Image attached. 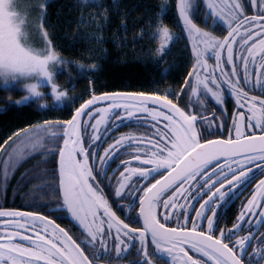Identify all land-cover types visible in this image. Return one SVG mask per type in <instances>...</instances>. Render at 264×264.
Returning a JSON list of instances; mask_svg holds the SVG:
<instances>
[{"label": "snow or ice", "instance_id": "snow-or-ice-1", "mask_svg": "<svg viewBox=\"0 0 264 264\" xmlns=\"http://www.w3.org/2000/svg\"><path fill=\"white\" fill-rule=\"evenodd\" d=\"M247 3L248 7L258 9L251 17L245 14L243 0H209L205 25L215 14L216 20L228 29L227 37L218 40L201 32L193 23L191 0H180L179 15L196 40L194 50L199 49L202 41L204 51L214 55L215 67L209 68L203 52L197 50L192 71L181 82L179 93H173L177 103L167 95L148 96L143 92L93 94L76 109L70 120L44 122L41 130H52L54 141L63 139V147L58 149L60 191L57 192V196L62 193V204L56 211L70 213L69 222L81 227L83 239L78 238L77 242L47 215L0 211V218H11L0 226L3 229L0 230V264H96L100 259L126 258L136 243L140 247L135 248V254L141 259L130 264H153V255H167L172 264H243L248 257L247 249L256 239L259 228L264 226V179H260L242 205L232 229H221L219 220L228 198L234 195L238 198L236 190L253 182L249 177L255 179L254 169L264 175V98L249 96L253 90L264 96V0H247ZM17 7L16 0H0V82L34 80L35 83L25 85L30 95H26L24 101L42 97L39 91L42 86H50L59 101L66 93L58 89L50 69L64 61L47 39V32L42 31L43 47L36 48L28 42L25 19ZM43 7L46 4L41 8L42 18L46 17ZM161 11L162 16L166 15ZM213 28H216L215 21ZM162 37L172 43L176 39L170 37L167 28L162 29ZM234 45L238 49L236 53ZM222 52L226 57H222ZM60 73L62 69L57 74ZM222 89L236 97L237 111L232 114L229 138L212 139L210 137L217 134L211 131L218 120L216 114L209 117L203 109L189 111L190 107L195 108L191 101L183 108L178 104L190 94L196 97L210 93L219 107L226 102ZM101 101L111 103L108 107L93 109ZM121 101L123 116L117 111L122 106ZM149 104L155 107L150 108ZM219 110L221 115L226 114L222 107ZM137 112L150 117L138 125L144 128L150 125V134L114 138L115 142L101 155L100 148L113 132L141 120ZM83 117L87 120H82ZM219 127L227 128V123L220 121ZM244 128L250 131L246 134ZM55 129H63L62 137ZM256 129L261 134L257 135ZM21 132L28 135L27 129L18 131L13 145L21 139ZM232 132L235 138L231 137ZM9 140L12 137L0 145V152L8 157L0 162L3 168L0 175L5 180L7 171L13 168ZM130 147H135L133 153L127 152ZM39 154L54 155L55 152ZM125 154L132 156V160L122 161L118 166L117 170L123 168V171L113 190L110 181L104 185L107 169L118 156ZM204 196L207 199H203ZM129 198L130 210L138 205L140 211L135 218L130 214L125 217L126 223L113 211V206L124 216L125 209L119 200ZM193 200H203L198 210L189 203ZM186 208H191L195 219L185 212ZM158 210L163 212L165 222L175 220L179 226L166 227ZM141 217L142 227L139 226ZM16 218H29L30 224L26 226ZM130 224L137 226L130 227ZM245 225L249 234L233 242V237ZM149 234L153 252L148 251ZM113 251L115 257H112ZM189 251L196 254L195 258ZM261 259H264V234L259 237L257 249L248 257V264H259Z\"/></svg>", "mask_w": 264, "mask_h": 264}, {"label": "trees", "instance_id": "trees-1", "mask_svg": "<svg viewBox=\"0 0 264 264\" xmlns=\"http://www.w3.org/2000/svg\"><path fill=\"white\" fill-rule=\"evenodd\" d=\"M162 3L163 0H102L93 5L82 0H50L46 6L45 27L55 51L64 61L62 73H56V84L66 95L58 102L49 100L44 105L42 98L17 104L26 92L19 85L0 84V145L14 136L15 131L28 129L35 122L68 119L93 94L152 91L166 87L167 83H180L190 68L180 42L172 44L175 47L171 54L169 47L157 55L160 41L154 37L156 28L160 24L169 27L180 24L174 6L162 16ZM9 145L12 151V140ZM54 152L51 162L56 160V147ZM7 159L0 154V162ZM54 162L50 164L51 173H38L36 178L38 169L44 167L38 162L32 165L33 172L27 177H24V164L10 180L0 175V209L38 211L35 202L42 208L50 207L52 203L43 202L54 201L56 195L44 191L42 184L43 174L54 178Z\"/></svg>", "mask_w": 264, "mask_h": 264}, {"label": "flooded vegetation", "instance_id": "flooded-vegetation-1", "mask_svg": "<svg viewBox=\"0 0 264 264\" xmlns=\"http://www.w3.org/2000/svg\"><path fill=\"white\" fill-rule=\"evenodd\" d=\"M243 2L245 4V14L247 16L251 17L252 15H255L257 13L258 9L256 7H248L247 0H243ZM206 16H207V10H206L203 2H202V4H200V7L196 10V13L192 16L193 22L195 23L196 27L201 32L208 30L210 32L218 33L220 35H224V34L228 35L227 26L222 25L218 20H215V22H216L215 30L213 28V25H214L213 18L208 19L207 25H205L204 21L206 19ZM179 26L181 27V29L183 30V32L185 34V39H182L180 41V44H181L182 49L188 55V58H189L188 63H190L189 66L191 67V64H193V52H196L197 50H199V51L203 52V58L206 60L209 68L215 67L214 55L209 54L207 51H204V46H202L200 43H199V49L194 50V45L196 44V40H195L192 33H191L192 34V44H191L192 48H191L189 41H188L189 34L187 31V28L184 26V23L183 24L180 23ZM201 43L203 44L202 41H201ZM174 47L175 46H173V45L170 46V50H168L169 54H171ZM237 51H238L237 46L234 45V53H236ZM188 73H189V71H188ZM188 73L184 76V78H182L181 82L187 78ZM181 82L178 84L167 83L166 87L156 88L155 90H152V91L119 90V91H113V92H117V93H140V92H143L148 96L167 95L169 99L173 100V103H177L176 99L173 96V93H179V90L182 86ZM244 90L247 91V88H245ZM221 91H222V94L226 98V102L219 107L214 103L215 98L211 97L210 93H205L202 95H198L196 97H193L190 94L189 96L183 97V103L178 104V106L183 108L185 104H188L189 101H191L192 103L195 104V108L190 107L188 109L189 111H197V110L203 109L206 111V114L209 117L212 115V113L216 114L218 120H217V122H215L213 124L211 131H213L217 134L210 137L212 139H228L229 138L230 133L228 131V128L232 127V114L237 111V106L235 103L236 97L234 95H229L228 92L223 90V89ZM252 95H256L258 99L264 98V96H261V94L256 90L249 92V96H252ZM110 103H111V101H101L97 105H94L93 109L108 107L110 105ZM120 103L122 106H121V108L117 109V111H119L121 113V115L123 116L124 115L123 102L121 101ZM148 106L150 108L155 107L152 104H149ZM220 107H222L225 110V113H226L225 115L220 114V110H219ZM133 110L135 111L134 106H133ZM75 112H76V110L65 121L70 120L72 118V116L75 114ZM137 116L141 117V120L137 121V124H135V125L129 124V126L120 127L107 138V140L103 143L102 147L100 148V154L101 155H103L104 151L106 149H108L115 142L114 138L125 137L128 135L141 137V136H145L146 134H150V132H151V126L150 125L147 128L138 126L139 123L144 122L146 120H150V117H148L147 114H145V113H139V112H137ZM82 120H87V117H83ZM220 121L226 122L227 128H220L219 127ZM92 122L94 123V121H92ZM244 131L247 134L250 130L247 128H244ZM62 132H60L61 137H62ZM255 133L257 135L261 134L259 129H256ZM231 137L235 138L234 132L231 133ZM62 147H63V139L60 138V142H59V145H58L57 150H56V160L54 162L55 163V166H54L55 172H54V180L52 183L53 184V190L56 192L55 193L56 199L54 200V202L52 203V205L50 207L45 206V208L37 209L38 211L24 209V210H27L24 212H33V213H36V214L42 215V216L47 215L49 219H54L56 223L60 224V226L62 228H64L66 231L69 232V235H71L74 240H77V242H79V239H83V236L81 234V227H74V223L69 222L70 213L65 214L64 210L56 211V209H59L61 204H62V193H60V195L57 196V192L60 191V189H59V155H58V149L62 148ZM134 151H135V147H130L127 149L128 153H133ZM128 160H132V156L125 154V155L118 156V158H116L115 161L113 163H111L110 167L107 169V179L104 181V185H107L110 181L113 190L117 187V180L120 177V172L123 171V168H119V170H117L118 166L121 165L122 161H128ZM90 163H91V161H90ZM223 163H224V159H221V164H223ZM135 165H136V162L133 161V166H135ZM99 166H100L99 162H97V167H99ZM254 171L256 173L255 179L253 180V178L251 176L249 177L250 181H253V182H251L250 185H248V186H242L240 189L236 190L238 198H236L235 195L232 197H229L227 203L224 204V206L220 212L221 218L219 220V225H220L221 229L228 230V229H232L234 227V225L236 223V218L241 212L242 205L244 203H246V201L250 198V196L253 193V191L255 190L257 184H259L260 179H264V175H261L259 170L254 169ZM157 178H159V177H157ZM133 179H135V177ZM104 191L107 194L108 188L105 187ZM239 193H242V194H239ZM130 199L131 198H129V200H119V204L122 205L125 209L124 216H121L120 213L116 210V207L113 206V211H116L117 216L120 219L125 220L126 223H128V220L125 217H127L130 214L132 218H135L140 211L138 205L134 206V210H130V208H129ZM203 199H207V196H204ZM202 202H203V200H200L199 202H196L195 200H193V201H190L189 203L198 210L199 209V203H202ZM109 203L110 204L112 203L111 197H109ZM181 203H184V201L181 200ZM219 203H220V201H217V204H219ZM53 206H55V208ZM18 210L19 209H14L12 211L19 212ZM257 211H259V209ZM185 212L187 214H189L193 219H195V213L191 211V208H186ZM158 215L161 218V222H165L162 219L163 212L158 210ZM209 215H210V213H209ZM8 219H11V218H9V217L0 218V222H4L5 220H8ZM17 219L19 220V218H17ZM256 219H259V218L256 217ZM23 220H29V218H25ZM182 223H183V221H181V224ZM142 225H143V218L141 217L139 226L142 227ZM0 226H2L1 223H0ZM136 226L137 225L130 224V227H136ZM165 226L166 227H178L179 225L175 222V220H170L168 222H165ZM187 227L190 228L191 225L189 224V225H187ZM204 227L206 230V223H205ZM0 230H3V229L0 228ZM248 234H249V228L247 225H245L244 228L241 231H239V233L236 236L233 237V242L243 238L244 236H246ZM261 234H264V226H261L259 228V230L256 233V239H254L251 242V247H249L247 249L248 257H251L253 252L257 249L258 240H259V237ZM216 235L218 236L219 232H217ZM147 241L149 244L148 251L153 252L154 248H153V246H151V243H150V241H151L150 234L147 237ZM230 246H231V244H230ZM139 247H140V244L136 243L135 248H139ZM135 248L132 249L131 254L128 255L126 258H121V259L105 258V259L97 260L96 264H130V262L135 260V259H141V257L136 256ZM189 255H193L194 258L196 256V254L191 252V251H189ZM115 256H116V254L113 251L112 257H115ZM248 257L245 258L243 264H248ZM151 259H152L153 264H172L171 257H168L167 255H153L151 257ZM259 264H264V259L259 260Z\"/></svg>", "mask_w": 264, "mask_h": 264}, {"label": "rangeland", "instance_id": "rangeland-1", "mask_svg": "<svg viewBox=\"0 0 264 264\" xmlns=\"http://www.w3.org/2000/svg\"><path fill=\"white\" fill-rule=\"evenodd\" d=\"M49 1L50 0H16V3L18 5L17 11L25 19L24 30L26 33L27 40L33 47H36V48H41L44 45V37L42 35V31L47 32V30L45 27V17L44 18L41 17V8L45 4L47 6V3ZM82 1L83 2L86 1L90 4L96 5L98 2H101L102 0H82ZM202 2L204 4V6L207 10V14H208L207 4H208L209 0H191V14H192V16L196 13V10L200 7V4H202ZM173 6L175 7V0H163L161 10H164L165 12L168 13L169 9L172 8ZM43 11L46 12V7H43ZM174 12H175V9H174ZM161 13H162V11H161ZM215 20H216V17L214 14L213 15V23ZM163 28L168 29L170 37L176 38L174 43H172L171 40H164L163 39V37H162V29ZM204 32L209 33L211 36L216 37L218 40H223L225 37H227L226 34L220 35L218 33L210 32L208 30H206ZM158 33H160V35H157ZM188 34H189L188 41H189L190 47L192 48V46H191L192 34L189 32H188ZM154 37L156 40L160 41L159 49L157 52V55H158L159 52H161L163 50L167 51L168 48L172 44H177L182 39H185V34L179 25L175 26V27H169L167 24H163V25L160 24L156 28ZM47 39L51 41L48 32H47ZM200 44L202 46H204V44H202L201 42H200ZM52 46H53V44H52ZM53 48H54V46H53ZM153 50H154V52L156 51L155 48ZM208 53L212 54L210 52H208ZM154 57L152 59L153 61L156 60ZM222 57H226V53L222 52ZM196 59H197L196 52H193V64H191L189 72L192 71V68H193L194 64L196 63ZM222 67H227V66L222 65ZM59 69H61V64H59V63L53 65L50 69L54 73V82L55 83H56V73ZM187 78H188V76H187ZM35 82L36 81H34V80H26L25 79L22 82H13V83H9V84H4L3 82H0V84H2L4 86H17V85H19L20 88L26 92V94H25V96H26V95H30V94L27 93L25 85L28 83H35ZM58 89L61 90L59 87H58ZM39 91H41L43 93L42 97H32L27 101L38 100V99L42 98L43 99V102H42L43 105L47 104L49 102V100H50V102H52V100L54 102H58L55 99V96L51 93L50 86H47V87L42 86V87H40ZM24 97L22 99H20L19 101L26 102V101H24ZM45 121H51V122L55 123L57 121L64 122L65 120L52 118L51 120L45 119ZM33 124L34 125L30 126L27 129L28 135H24V133L21 132V139L18 140L15 145H13V150L10 151L11 155H12L13 168H11L10 170L7 171V180H10L12 177H14V175H16L18 173L19 166L22 164H24V166L26 167L24 169V177H27L31 172H33V171H31V167H32V165H33V167L36 166L35 164L37 162L41 163L40 165H43L44 167H42V170L38 169V171L36 172L35 178L38 175V173H45V171H48V173H51V172H49L50 171L49 168H51L50 164L51 163L53 164V162H54V161H52V162L50 161L53 159L52 155H40L39 153H44V152H49V151L54 152L55 147L57 150L60 139L55 140V141L52 139V137H51V131L52 130H50L49 132H44L43 130H41V126H43L44 122L38 121V122H35ZM55 131L60 133L63 131V129H55ZM15 133H17V131H15L14 134ZM10 137H12V141L17 140L15 135L14 136L11 135ZM1 153L2 152H0V154ZM35 159H37V160H35ZM45 160L48 161L47 162L48 165L45 163ZM34 161H35V163H34ZM2 170H3V168H2ZM48 173L43 174V177L45 178V180L42 184V189H44V191L49 192L50 195L52 196L53 193H56V192L53 190V187L48 188V187H46V185H52V180L54 178L50 179ZM38 178H39V176H38ZM16 188H17V186H15V190H16ZM32 202H34V201H32ZM53 202L54 201L49 199V200H44L43 203L49 204V203H53ZM35 203H37V206H34L36 209L42 208V207H40L41 206L40 203H38V202H35ZM26 204H28L27 207H30L29 201H26ZM0 211H11V210L10 209H0ZM19 222L22 224H25L26 226L28 224H30L29 220H19ZM0 223L3 225L4 222H0Z\"/></svg>", "mask_w": 264, "mask_h": 264}, {"label": "water", "instance_id": "water-1", "mask_svg": "<svg viewBox=\"0 0 264 264\" xmlns=\"http://www.w3.org/2000/svg\"><path fill=\"white\" fill-rule=\"evenodd\" d=\"M179 3H180V0H176V12H177V16H178V18H179V20L183 23V19H182V17H180V15H179ZM194 23V22H193ZM195 24V23H194ZM113 93H117V92H113ZM112 92H109V93H107V94H113ZM104 94H106V93H104ZM104 94H101V95H99V96H102V95H104ZM75 115V114H74ZM221 159H224L223 157L221 158ZM21 212H24V211H21ZM24 213H27V212H24Z\"/></svg>", "mask_w": 264, "mask_h": 264}]
</instances>
